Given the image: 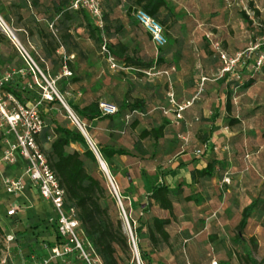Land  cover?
Segmentation results:
<instances>
[{
	"label": "rangeland",
	"instance_id": "rangeland-1",
	"mask_svg": "<svg viewBox=\"0 0 264 264\" xmlns=\"http://www.w3.org/2000/svg\"><path fill=\"white\" fill-rule=\"evenodd\" d=\"M167 1L173 9V17L164 25L161 20L167 15V10L162 12L160 23L165 27L168 44L161 49L155 45L141 25L129 24V18H132V15L128 13L130 2L103 0V19L106 16L107 20L103 21L102 27L106 25L111 33L115 32L119 25L124 27L115 38L105 37L108 44L120 42L128 46L129 54L148 61H156L160 56L164 57L166 63L161 67L175 66L176 72L179 69L183 70L185 63H193L194 68L191 70L193 85L188 92H185L182 99L188 100L201 92L200 100L191 108L192 112L190 111V117L186 118V123H183L180 128L173 124L175 127L171 126L161 139L160 143L173 140L175 146L171 149L165 148L163 152H154V141L145 140L143 145L149 150V156L145 158L149 162L144 166L147 170L140 168V162L144 158L139 155L127 159L117 158L114 162L113 184L106 176L108 189L115 196L114 185L120 195L127 196V198H121L122 206L117 201V208L128 237V226L125 223L123 210L134 232L135 229L149 222L145 214L149 201L146 185L138 181L141 173L143 172L147 177L150 174H158L159 179L160 177L164 179L166 176L164 173L166 169L159 172L152 171L154 166L151 163L155 158L162 156V161H168L177 154L183 153L191 154L193 161L205 164L216 161L218 167L215 168L212 178L197 180V177L193 176L189 182H186L183 175V180L180 181L183 194L176 201L179 210L176 215L172 214V218L174 221L180 220L178 224L183 222L195 225L198 228L196 230L198 236L197 242L192 247L188 243H182L176 250L184 253L193 251L197 254V261L189 260L186 264L199 263L200 258L203 261L207 258L209 264L214 260L221 264H246L245 257L248 255L260 264H264V70L252 75L246 73L245 77L242 73L241 80H235L230 76L229 79L218 82H205L203 86L200 73L201 63L205 59L211 58L217 61L213 58L215 54L207 38L208 34L215 35L227 48L232 39L238 40V49H234L235 54L246 51L258 43L264 31V0ZM38 2V6H35L34 0H0V14L16 31L18 38L43 75H35L31 72L32 76H29L28 70L32 71L31 68L25 61L17 62L18 58L11 64L7 62L14 51L17 54L18 52L5 36V41L0 44V78L9 77L10 81L16 80L26 86L28 106L41 103L40 112L51 129L56 124L70 126L76 123L62 103L61 105L50 104L52 101L45 99V95L51 92L50 85L67 105L68 103L84 105L81 100L85 99L89 89H93L95 85L99 88L97 92L100 93L98 96L100 99L118 105L115 102L113 88L115 84L126 82L127 96L134 99L138 97L146 99L147 111L144 116L135 118L131 123L123 122L122 118L106 120L99 123L96 128H90V133L86 129L89 123H80L93 140L96 149L112 145L136 153L132 146L143 129L145 127L152 129L154 125L162 123L163 109L168 108L169 87L166 81L163 79L152 81L153 79L146 78L133 69L111 70L101 52L100 44L89 39L88 31L79 26L81 18H78L72 27L73 39L69 48L66 50L61 47L57 53L58 57H63L64 61H70L71 66L52 71L51 64L46 62L47 73H45L36 61V58L40 57L38 31L39 29L45 32L50 31L54 35H57V31L47 20L50 16L49 1L38 0ZM256 11L259 14H256ZM243 13L248 16L247 22L244 20ZM89 19L96 27L95 22ZM179 65L182 67L179 68ZM65 69L68 74L65 73ZM64 78L69 82L72 79H79V81L69 83L65 93L61 95ZM249 81L255 83L246 88L245 85ZM155 87L158 89L153 92ZM196 114L198 117L202 115L200 121L192 119ZM150 119H153V122H149ZM136 122L137 125L134 126ZM182 137L189 138L188 143H185ZM8 138L15 141L13 135ZM4 146L5 135L0 129V158ZM205 146H208L211 152L198 157L197 151L203 150ZM69 150L81 153L84 151L79 145H74ZM243 159L253 161V171L239 170V166L236 165L229 166L231 162L238 163ZM21 168L20 165L0 170V260L7 254L5 248L7 235L15 234L17 238L16 243L10 248L9 264H18L31 251L41 252L42 245L51 244L56 236L55 227H51L50 223L49 226L47 224L52 217L51 207L36 191H31L33 189L31 186L28 185L30 188L22 196L6 194L1 175L19 178L22 174ZM225 175H228L230 180L225 179ZM163 182L168 184L169 181L164 179ZM187 196H192L197 201L187 202L185 200ZM198 200H201L202 205L208 202L210 207L208 209L200 207ZM255 200L260 201L259 209L253 212L248 225L242 229L239 225L243 218V210ZM224 203L229 204L226 210L221 209ZM13 207L17 209V216L9 218L7 212ZM152 207L157 206L153 204ZM137 239L140 246L143 238L139 236ZM142 250L143 248L139 249V253ZM119 254L122 264H138L137 255L131 244L128 254L121 251ZM143 264L148 263L144 261Z\"/></svg>",
	"mask_w": 264,
	"mask_h": 264
},
{
	"label": "trees",
	"instance_id": "trees-1",
	"mask_svg": "<svg viewBox=\"0 0 264 264\" xmlns=\"http://www.w3.org/2000/svg\"><path fill=\"white\" fill-rule=\"evenodd\" d=\"M47 1L50 3V7L48 9L50 16L47 18V20L57 31V35H54V33L50 31L45 32L41 29L38 31L40 35V57L36 58V61L45 73H47V67L45 65L46 62L51 64L52 71H58L59 69L70 65V61H64L63 57H58L57 53L61 47H64L66 50L69 48V44L73 39V35L71 33L72 27L78 18L82 19L79 26L85 28L88 31V38L93 40L95 43L100 44L101 52L103 44L106 43L109 52L122 68L133 69L144 75V71L153 69L165 70L173 67H161L166 63L164 57L160 56L156 61H148L129 54L128 46L120 42L116 44H108L105 37L108 39L115 38L116 35L123 30V25H119L115 32L111 33L110 29L106 25H104L102 28L98 27L97 25L95 27V25H93L89 19H92V17L85 10L73 9L72 5L75 0ZM126 1L131 3L128 13H133V16L137 10H143L148 15L160 22L162 12L167 10V15L161 20L164 25H166L173 17V9L167 0ZM38 4V0H34V5L38 6ZM256 14H259V12L256 11ZM243 17L247 22L248 16L246 13H243ZM105 20H107L106 16L103 21ZM5 38L6 37L0 32V44L5 41ZM17 58V62H24V59L20 56V54H17L15 51L7 59V62L11 64ZM28 74L29 76H32V73L29 70ZM78 81L79 79H72L69 82L68 79L64 78L62 80V87L60 90L61 95L65 93L69 83H76ZM254 83V81H249L245 87L249 88L253 86ZM5 89L9 93L13 94L23 105L28 106L29 98L26 86H23L18 81L13 80L6 85ZM53 103L61 105V102L56 98L54 101L50 102V104ZM99 103L100 102L95 101L83 107L68 103V106L82 124L93 121H104L107 119L112 121L114 118H122L123 122H125V116L127 113L138 111L142 114H145L147 111L146 100L138 98L134 99L130 98V96H127L117 105L120 109V112L117 116L105 117L100 113ZM136 125L137 122L134 124V126ZM86 129L88 133H90V127L88 126ZM165 129L166 124L164 123L160 127L143 130L139 134V138L134 144V150L136 153L123 148H116L112 145L98 147L97 151L102 160L106 163L111 177H115L114 162L117 160V158L123 156L136 157L138 154L142 157L147 156L148 151L144 148L143 142L147 139L153 140L155 146H158L160 140L164 137ZM37 143L40 150L46 156L50 168L57 177L60 187L65 192V207L67 209H75L77 211L83 237L91 244L96 254L99 256L101 263L122 264V258L119 254V251L124 254H128L130 251V240L125 234L123 222L119 217L116 197L113 196L108 189L106 174L101 169L96 154L91 149L83 133L76 125L61 126L56 124L53 129L47 125V128L43 131V133L37 137ZM73 145H79L84 151L82 153L79 151L71 152L69 149ZM217 164L218 163L216 161L209 162L204 169L195 170L192 173V177H197V180L203 178H212ZM19 165L25 166L23 161H20L17 166ZM147 178L151 194L149 195V201L147 202L148 207L145 210H149L152 208L153 204H155L160 209L173 212L176 201L183 194V187L180 185L177 188L172 189L165 183H160L158 174L150 175ZM120 196L122 199L127 198L126 195L121 194ZM185 200L187 202H191L195 199L192 196H187L185 197ZM259 202V200H255L244 208L243 218L239 225L240 228L243 229L248 225L249 218L253 212L259 209ZM49 223L50 222L47 221L48 226ZM169 224L170 220L168 219H154L153 226L150 229V242L154 248H158L159 243L163 244V242H168L170 236L166 231V228ZM51 227L54 226L51 225ZM135 234L137 237L144 234L143 225L135 229ZM140 246L138 244L140 250L143 248V250L140 251V259L143 263L144 261H147L149 264V254L151 253H147V251L144 250V247L142 246V240L140 242ZM245 263L260 264L251 255L245 257Z\"/></svg>",
	"mask_w": 264,
	"mask_h": 264
},
{
	"label": "built area",
	"instance_id": "built-area-1",
	"mask_svg": "<svg viewBox=\"0 0 264 264\" xmlns=\"http://www.w3.org/2000/svg\"><path fill=\"white\" fill-rule=\"evenodd\" d=\"M72 8L85 10L98 27L103 26L102 0H75ZM134 17L149 33L158 48H164L168 44L165 28L159 21L143 10H137L134 13ZM0 31L12 42L17 52L31 68V72L35 75H43L18 38L16 31L12 29L1 14ZM207 38L211 43L214 54L222 63L220 78L231 76L235 80H241L242 72L247 68L253 74L264 70V34L252 48L235 55H230L224 48L222 41L212 33L208 34ZM102 53L106 57L111 70L118 71L123 69L109 52L106 43L102 46ZM174 72H176V68L171 67L165 70H148L144 71L143 74L148 78L160 76L166 79L169 87L167 92L168 108L163 109V114L164 116L173 115V124L180 128L183 123H186L185 113L200 100L199 95L201 92L190 100L180 103L173 88L172 74ZM65 73L68 74L67 69H65ZM205 81L207 79L202 78V86ZM10 82L9 77L0 78V129L5 135V146L0 158V170L1 168L15 167L20 161H23L25 166L24 173L19 178L1 175L3 188L8 196H22L25 195L28 185L34 187L39 196L51 207L52 217L49 222L55 227L56 232L54 241L51 244L42 245L41 252L31 251L18 264H102L91 244L83 237L77 211L65 207V192L60 187L57 177L37 143V137L47 128L46 121L40 112L41 103L32 106L23 105L13 94L5 89ZM50 89L51 92L45 95V99L54 101L56 98L63 106L65 105L69 108L53 86L50 85ZM99 110L102 116L105 117H115L120 112L117 105L105 101L99 103ZM69 114L76 125L80 124L82 126L71 109ZM138 116H144V114L138 111L127 113L125 122L131 123ZM196 121H200V119L197 118ZM10 135L15 137V141H11L8 138ZM182 139L185 143L189 141L187 137H182ZM206 152H211L208 146H205L203 150L197 151V156L202 157ZM113 187L115 197L122 206L121 196L114 185ZM123 212L126 226H128L130 244L137 255L138 264H143L140 259L137 236L124 210ZM7 214L9 218H14L17 216V209L13 207ZM16 241L15 234L7 235L5 245L7 254L0 260V264H9L10 248ZM211 264H219V262L214 261Z\"/></svg>",
	"mask_w": 264,
	"mask_h": 264
},
{
	"label": "crops",
	"instance_id": "crops-1",
	"mask_svg": "<svg viewBox=\"0 0 264 264\" xmlns=\"http://www.w3.org/2000/svg\"><path fill=\"white\" fill-rule=\"evenodd\" d=\"M191 1L193 2L195 0H191ZM200 1L204 2V0H200ZM130 15H132V18L131 17L129 18V24L133 25V26L140 25L137 22V20L134 18L133 13L130 14ZM233 40L234 39H232V41L229 42V47L228 48L223 44L224 48L231 55H235L234 49L235 48L238 49V44H239L238 40H236V41H233ZM104 58H105V61L107 62L105 56H104ZM213 58H216L217 61L209 58V59H205L201 63V66H200L201 67V72L200 73L202 75V78H206L207 79V81H205V82H208V83L209 82H218V81H220L222 79H229L230 78L229 76H227L225 78H220V70L222 68V63L220 62V60L215 55H213ZM107 64H108V62H107ZM185 64L186 65H185V68L183 70L179 69L178 72H175V73L172 74V80H173V86H175L174 89H175V93H176V98H177V100L180 103L184 102V101H187V100H183L182 96H184L185 92H188L189 89H191L190 86L193 85V81H192L193 72H191V70L194 68V65H193V63H185ZM108 66H109V64H108ZM179 66H180L179 68L182 67V65H179ZM173 67H175V66H173ZM187 67H189V68H187ZM109 68H110V66H109ZM121 70H125V68H123ZM176 71H177V68H176ZM242 73L244 74V75L242 74L244 77H245L246 73H249V74L252 75V72H251V70L249 68L243 70ZM157 77H151L149 79H151V80L153 79L152 81H154L156 79L157 80L158 79L159 80L163 79V80L166 81V79L163 78V77H160V76H157ZM146 78H148V77H146ZM166 84H167V81H166ZM89 88L90 87H88V89ZM93 89L92 88L89 89V92L86 95L85 99L81 100V103H83L84 105H81L80 103H78L79 106L83 107V106H87V105H89V104H91L92 102H95V101H98V102L103 101V99H100L98 97V96H100V93L97 92L98 89H99L97 87V85H95L93 87ZM113 89H114L113 93L115 95L114 97L116 99L115 102L117 104H119L120 102H122L127 97V94H128V87L126 86V82H121L119 84H115ZM157 89H158V87H155L153 92L156 91ZM139 99H143V98H139ZM190 99H188V100H190ZM143 100H146V99H143ZM190 111H191V109H189L185 113V120H186V118L190 117V114L192 112V111L191 112ZM201 116L202 115H200V117ZM200 117H198V115L196 114V115H194V117L192 119H195V121H196L197 118L201 119ZM107 120L110 121V119H107ZM173 120H174L173 115L164 116L163 120H162V123L160 125H157V124L154 125L153 128L160 127L161 125H163L165 123L166 124L165 132H167V130L171 126H174L173 125ZM104 121H106V120H104ZM104 121L89 122V127L90 128H96L97 126H99V123H102ZM149 122H153V119H150ZM145 129H146V127L143 130H145ZM160 142H161V140H160ZM160 142H159L158 146L154 145V152H163V150H165V148L166 149H171L173 146H175V143H174L173 140H171V141H167L166 140V142L163 141L162 143L164 145L162 143H160ZM144 148L146 149L145 146H144ZM132 149H134V146H132ZM128 151H130V150H128ZM147 151H148V155L144 156L143 157L144 160H142V162H140V165H141L140 168H143V170H147L144 166H145L146 163L149 162V161H146V159H145V158H147L149 156V150H147ZM140 157H142V156H140ZM120 158L127 159L128 157L123 156V157H120ZM161 158H162V156L161 157L158 156L157 158L154 159V162L151 163L154 166L152 171L159 172V170L161 171V170L166 169L164 171V173L166 174L164 179L169 181L168 184H166V185H168L172 189H175L178 186H180V181L183 180V178H182L183 175L185 176L186 182H189L191 180V178H192V172H194L195 170H202V169H204L207 166V164H205L204 162L193 161L194 158L191 157V154H183V153L181 154V153H179V154H177L176 156H174L172 159H170L168 161H166V160L162 161ZM231 165L232 166H235V165L239 166V170L243 169L245 171H250V172L253 171L252 169H254L253 161L246 160V159L240 160L238 163L237 162H231L229 166H231ZM19 166H17V167H19ZM216 167H218V164L216 165ZM21 173L22 174L20 176H22L23 173H24V166H22V168H21ZM164 179L160 177L159 182L160 183H164L163 182ZM225 179L230 180L228 175H225ZM138 181L140 183H142L144 186L146 185V188H145L146 192H147L146 195L149 197V195L151 194V190H150V187H149L148 178L143 172L141 173L140 178H138ZM29 188L30 187H28V189ZM32 188L33 189H31V191H36L37 192V190L34 187H32ZM195 200H197V199H195ZM198 201H200V203H198V205L200 207H202L204 209H208L210 207L208 202H206L205 204L202 205L201 200H198ZM178 206L179 205L175 204V208H174L173 212L160 209L158 206L154 207V208L152 207V208H150L149 210H147L145 212L149 222L146 223V225L143 226V233L144 234H142L141 237L143 238L142 239L143 247H146V249H144V250L151 251V254H149L150 255L149 256V259H150V263L149 264H186V262L189 261V260H192V261L196 260L197 261V259H198L197 254L194 253L193 251L192 252H188V253H184V252H182L180 250H176V249H178V246L180 244H182V243H188L192 247V245H194L197 242L196 238L198 236L196 234L197 233L196 230L198 228L195 225H193V224L188 225V224H185L183 222L178 224L180 222V220H177V221L173 220V218H172L173 215L172 214H174V215L177 214V212L179 210ZM228 207H229V204L224 203V204H222L221 209L226 210ZM204 209H202V210H204ZM50 210H51V208H50ZM155 218L170 220V224L166 228V231L168 232V234L170 236L169 240H168V242H163V245H161L159 243V247L158 248H154L151 245V242H150V229L153 226V222H154ZM188 234H191L192 238H191L190 235L188 236ZM199 260H200V262L196 263V264H209V261H208L207 258L204 259V261L202 260V258H200ZM214 261H216V260H214ZM217 262H219V261H217ZM219 264H221V263L219 262Z\"/></svg>",
	"mask_w": 264,
	"mask_h": 264
},
{
	"label": "water",
	"instance_id": "water-1",
	"mask_svg": "<svg viewBox=\"0 0 264 264\" xmlns=\"http://www.w3.org/2000/svg\"><path fill=\"white\" fill-rule=\"evenodd\" d=\"M64 107H65V109L68 111V113H70V108H68V107L65 106V105H64ZM77 126H78V128L80 129V131L83 133V135L85 136V138L87 139V141H88V143H89L91 149H92V150L94 151V153L96 154V157H97V159H98V161H99V164H100V166H101V169L104 171V173L106 174V176L110 179V181L113 182V181H112L111 174H110V172H109V170H108V167H107L106 163H105V162L102 160V158L100 157V155H99L97 149L95 148L94 143H93L92 140L90 139L88 133L86 132V130H85L80 124H78Z\"/></svg>",
	"mask_w": 264,
	"mask_h": 264
}]
</instances>
